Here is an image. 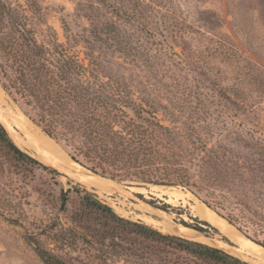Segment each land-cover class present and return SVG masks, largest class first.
Returning a JSON list of instances; mask_svg holds the SVG:
<instances>
[{"label": "rangeland", "instance_id": "obj_1", "mask_svg": "<svg viewBox=\"0 0 264 264\" xmlns=\"http://www.w3.org/2000/svg\"><path fill=\"white\" fill-rule=\"evenodd\" d=\"M5 1L39 46L66 50L77 58L83 67L81 81L90 93L117 105L113 114L118 128L142 132L167 160L187 170L196 187L111 179L75 161L67 172L55 166L58 159L42 160L17 128H8L2 110L13 105L25 115L26 109L0 83L5 93L0 123L12 142L57 172L27 167L0 143V264H43L26 238L66 264H214L130 231L114 229L95 237L89 228L103 230L98 221L82 225L70 218L71 211L80 209L76 194L68 195L65 207L61 201L62 192L76 186L120 218L159 233L141 217L145 212L128 207L130 215L120 213L117 199L149 207L153 213L147 215L156 220L162 219L160 213L172 215L175 225L198 226L209 238L232 246L186 209L129 188L175 187L204 205L208 196L224 197L236 212L244 206L259 208L264 222V0ZM0 38L14 42L15 50H26L20 34L2 20ZM154 118L167 131L158 132ZM52 140L70 158L65 147ZM77 168L112 193L84 183L73 174ZM204 245L220 246L237 257L223 244Z\"/></svg>", "mask_w": 264, "mask_h": 264}, {"label": "trees", "instance_id": "obj_2", "mask_svg": "<svg viewBox=\"0 0 264 264\" xmlns=\"http://www.w3.org/2000/svg\"><path fill=\"white\" fill-rule=\"evenodd\" d=\"M37 12L34 6H31ZM8 22L20 34L26 50H15L14 42L0 38V83L15 101L26 109V117L44 134L62 144L70 158L94 174L111 179H130L154 185L196 187L187 170L167 160L157 145L136 128L117 126V105L96 99L81 78L83 67L76 57L66 50H45L39 46L27 28L23 18L0 0V21ZM8 40V41H7ZM101 109V111H99ZM140 111L143 112L142 108ZM158 132L167 131L155 118L152 122ZM0 143L18 162L27 167H39L57 175L56 170L21 151L11 140L0 123ZM202 191V190H198ZM76 194L79 210L71 211L82 224L98 221L103 230L89 228L91 233L101 236L112 234L114 229L137 233L155 241L167 242L176 248L214 264H249L233 257L221 249L162 235L142 224L120 218L108 205L78 186L62 192L61 201L66 206L68 195ZM205 204L233 223L250 241L264 248V222L259 208L244 206L236 212L226 205V198L208 196ZM65 211V210H64ZM94 217V218H93ZM197 221V220H196ZM198 223V221H197ZM201 225L211 228L205 222ZM182 225L193 228L182 222ZM193 229L202 232L196 226ZM212 229V228H211ZM237 229V230H238ZM43 264H66L31 238H26Z\"/></svg>", "mask_w": 264, "mask_h": 264}, {"label": "bare ground", "instance_id": "obj_3", "mask_svg": "<svg viewBox=\"0 0 264 264\" xmlns=\"http://www.w3.org/2000/svg\"><path fill=\"white\" fill-rule=\"evenodd\" d=\"M2 94L5 93L0 87V100L5 102L3 100L4 98H2ZM12 107L14 106L12 105ZM12 107L2 110V115L4 120L7 121L8 128H17L28 139V147L33 149L38 154V157L46 162L50 159H58L59 165L56 164L55 166L60 167L62 170L67 172L76 166V164L71 161L68 155L52 139L44 134L38 126L31 122L16 106L14 108ZM82 170V168H77L73 174L77 175L84 183L97 187V189L102 193L108 195L112 193V191L107 187L97 185L96 179L88 178L86 174L84 175L82 173L84 172V170ZM129 190L132 192H138L140 194L151 195L166 204L186 209L193 218L206 222L211 227H213V229L217 230L219 234L217 237H224L229 243L232 244L233 247L225 243L215 241L211 238L201 237L190 228L184 227L182 225H175L172 222V215L159 212L162 216V219H153L150 217L151 215H147L153 213L152 209L146 206L128 203L124 197H120L122 199H117V205L119 206L117 208L120 213L124 215H130L128 207H132L139 212H145L143 215H141V217L147 224L155 227V229H158L161 233L177 235L183 238H194L199 243L204 244H223L233 251V253L242 261H245L249 264H264V248L252 243L248 238L240 233L235 226L219 216L212 209L198 201L190 193H186L175 187L164 188L159 186H152L149 190L131 187Z\"/></svg>", "mask_w": 264, "mask_h": 264}, {"label": "water", "instance_id": "obj_4", "mask_svg": "<svg viewBox=\"0 0 264 264\" xmlns=\"http://www.w3.org/2000/svg\"><path fill=\"white\" fill-rule=\"evenodd\" d=\"M73 161V160H72ZM74 162V161H73ZM90 173V172H89ZM182 226H184V225H182ZM184 227H186V226H184ZM187 228H189V227H187ZM191 230H193V229H191ZM194 232H196L199 236H201V237H205V238H209V236H208V234H206L205 232H200V231H197V230H193ZM212 239V238H211ZM219 248H221L220 246H218V248L217 249H219ZM238 259V258H237ZM240 260V259H239ZM242 261V260H241ZM247 263V262H246Z\"/></svg>", "mask_w": 264, "mask_h": 264}]
</instances>
